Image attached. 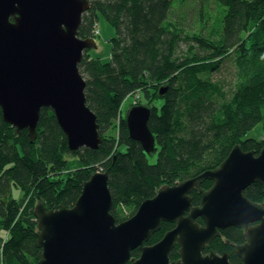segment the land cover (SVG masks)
Returning a JSON list of instances; mask_svg holds the SVG:
<instances>
[{
	"label": "trees",
	"instance_id": "trees-1",
	"mask_svg": "<svg viewBox=\"0 0 264 264\" xmlns=\"http://www.w3.org/2000/svg\"><path fill=\"white\" fill-rule=\"evenodd\" d=\"M88 1L91 8L79 37L96 39L100 15L116 30L109 60L85 54L80 64L87 104L98 118L103 142L98 150L71 151L48 108L41 112L38 137L32 142L28 130L17 134L4 121L0 107V264H40L36 198L49 209L71 208L93 174L109 172L112 214L121 223L161 188L220 167L236 146L256 155L264 148V142L247 138L259 125L264 131V0H217L220 15L209 17L196 34L172 23L176 0ZM234 53L240 82L226 90L212 75ZM163 86L167 90L160 95ZM136 92L148 101L139 105L151 109L153 154H158L153 164V154L130 138L122 115L123 104ZM73 157L82 167L66 173ZM213 185L205 181L192 193L195 207ZM15 190L22 196L17 198ZM245 196L264 206L260 183ZM120 207L132 208L130 216L121 218ZM198 222L204 225L201 218ZM174 228L164 223L147 245ZM245 241L243 229L230 227L204 253H228L231 264H242L236 247ZM178 250L172 251V261L179 259ZM140 255L137 249L132 258Z\"/></svg>",
	"mask_w": 264,
	"mask_h": 264
},
{
	"label": "water",
	"instance_id": "water-1",
	"mask_svg": "<svg viewBox=\"0 0 264 264\" xmlns=\"http://www.w3.org/2000/svg\"><path fill=\"white\" fill-rule=\"evenodd\" d=\"M90 8L88 0H0V107L4 121L17 134L28 130L32 142L44 108L53 111L71 151L98 150L103 142L80 71L85 52L97 48L95 39L79 37ZM150 118L151 109L138 105L125 121L130 138L153 154ZM208 180L214 185L195 207L192 193ZM109 183V172H96L73 207L36 206L40 264H231L228 253H204L230 227L245 231L236 247L242 264H264V206L245 196L253 184L264 187V148L256 155L236 146L219 168L161 188L121 223L112 214ZM164 223L175 228L147 245ZM176 247L179 259L172 261Z\"/></svg>",
	"mask_w": 264,
	"mask_h": 264
},
{
	"label": "rangeland",
	"instance_id": "rangeland-1",
	"mask_svg": "<svg viewBox=\"0 0 264 264\" xmlns=\"http://www.w3.org/2000/svg\"><path fill=\"white\" fill-rule=\"evenodd\" d=\"M220 5L217 0H176L173 12L171 16L172 23L180 29L182 32L196 34L200 31L203 23L208 20L209 17L213 18L220 15ZM202 24V25H201ZM98 33L96 34V49H89L85 54H89L92 57H99L103 61H107L110 58L111 44L110 40L116 35V30L102 15L98 21ZM184 47L183 49H185ZM235 56H230L225 62H223L219 71L212 75L214 82H220L226 90L233 88L240 82L237 68L235 66ZM159 84V83H158ZM164 87V86H163ZM161 87V88H163ZM160 88V89H161ZM160 92V90H159ZM142 95L140 92H136L133 96L129 97L122 106L123 118H126V114L136 105L148 103V101H142ZM116 135V131L113 133ZM247 138H254L258 143L264 142V131L262 125L256 127L250 132ZM157 153L150 155V162L153 164L157 160ZM70 166L65 170L66 173H74L78 168L82 167L77 158H69ZM219 168V167H218ZM15 196L21 197V191L15 190ZM40 202L36 198L35 207ZM118 212L121 218H127L132 213V208L120 207ZM133 217V216H132ZM131 218V217H130ZM209 254V253H208ZM1 249H0V263H1Z\"/></svg>",
	"mask_w": 264,
	"mask_h": 264
},
{
	"label": "built area",
	"instance_id": "built-area-1",
	"mask_svg": "<svg viewBox=\"0 0 264 264\" xmlns=\"http://www.w3.org/2000/svg\"><path fill=\"white\" fill-rule=\"evenodd\" d=\"M96 33H98V31Z\"/></svg>",
	"mask_w": 264,
	"mask_h": 264
},
{
	"label": "crops",
	"instance_id": "crops-1",
	"mask_svg": "<svg viewBox=\"0 0 264 264\" xmlns=\"http://www.w3.org/2000/svg\"><path fill=\"white\" fill-rule=\"evenodd\" d=\"M2 254V253H1Z\"/></svg>",
	"mask_w": 264,
	"mask_h": 264
}]
</instances>
